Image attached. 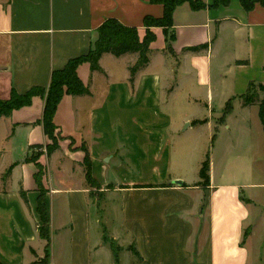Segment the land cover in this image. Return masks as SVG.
I'll return each instance as SVG.
<instances>
[{"label":"crops","instance_id":"crops-1","mask_svg":"<svg viewBox=\"0 0 264 264\" xmlns=\"http://www.w3.org/2000/svg\"><path fill=\"white\" fill-rule=\"evenodd\" d=\"M199 1V10L178 6L171 28L150 29L149 62L132 82L137 54H104L100 71L78 66L88 94L60 100L54 152L44 99L0 119V264L44 254L37 175L48 264H264L254 240L264 227V132L258 106L243 104L251 84L264 85V7ZM162 15L150 0H0V100L47 88L106 20L143 40L144 17Z\"/></svg>","mask_w":264,"mask_h":264},{"label":"trees","instance_id":"trees-1","mask_svg":"<svg viewBox=\"0 0 264 264\" xmlns=\"http://www.w3.org/2000/svg\"><path fill=\"white\" fill-rule=\"evenodd\" d=\"M152 4H159L163 7V15L160 18L152 16L144 17V27L146 34L143 40L138 37L137 29L122 25L115 19L106 20L97 29V38L92 44L90 50L80 57L71 59L67 62L64 68L55 70L51 73L50 83L47 88L32 87L23 94L17 93L12 89L10 97L7 100H0V119L2 117H9L14 110L29 106L33 97H40L44 99V109L41 123L43 125L46 135L53 140V144L47 147L48 153H52L58 149V145L54 138L56 127L53 123V117L56 108L64 95L81 96L88 94V90L81 82L77 75V68L83 63H88L92 71H100L98 62L102 55L111 54L114 57H121L126 54H137L138 59L134 66L129 68L130 81L132 82L135 74L144 68L148 62L149 45L154 41L155 36L150 31L151 28H161L164 31L172 27V16L174 10L185 3H188L192 9L204 8V3L199 0H150ZM212 6L219 4L227 6L229 0H214ZM241 6L245 11H251L255 5L264 7V0H240ZM200 48H189L187 51L196 52ZM244 106H258V117L264 132V85L249 86L247 94L243 98ZM229 109V104L227 106ZM35 157L32 161H35ZM12 167L6 171V175L11 172ZM85 179L89 185H95L91 176V168L89 164V157L86 155L85 159ZM209 162L208 158L204 160L201 165L199 177L204 183L208 181ZM40 175L36 176L40 188L38 197L37 212L40 216L42 224L38 227L39 237L45 242L44 256L38 263L32 264H48L50 232L48 228L47 209L44 201V192L39 184ZM20 196L27 205L25 194L21 191Z\"/></svg>","mask_w":264,"mask_h":264},{"label":"rangeland","instance_id":"rangeland-1","mask_svg":"<svg viewBox=\"0 0 264 264\" xmlns=\"http://www.w3.org/2000/svg\"><path fill=\"white\" fill-rule=\"evenodd\" d=\"M264 150V148H263ZM264 161V160H262ZM263 163V162H262ZM258 202L261 204V207H264V190L260 191V195L258 197ZM262 209V208H261ZM264 210V209H263ZM254 240L255 242H264V227L263 228H257L254 234ZM44 254H42L41 256L34 254V261L32 263H38L42 258H43Z\"/></svg>","mask_w":264,"mask_h":264},{"label":"water","instance_id":"water-1","mask_svg":"<svg viewBox=\"0 0 264 264\" xmlns=\"http://www.w3.org/2000/svg\"><path fill=\"white\" fill-rule=\"evenodd\" d=\"M175 185H178V186H181L182 185V183L180 182V181H175V182H173Z\"/></svg>","mask_w":264,"mask_h":264}]
</instances>
